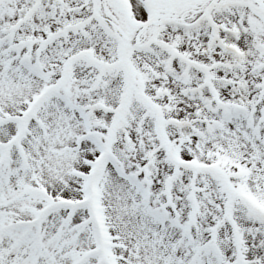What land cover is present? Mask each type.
<instances>
[{
    "label": "snow or ice",
    "instance_id": "1",
    "mask_svg": "<svg viewBox=\"0 0 264 264\" xmlns=\"http://www.w3.org/2000/svg\"><path fill=\"white\" fill-rule=\"evenodd\" d=\"M0 264H264V0H0Z\"/></svg>",
    "mask_w": 264,
    "mask_h": 264
}]
</instances>
